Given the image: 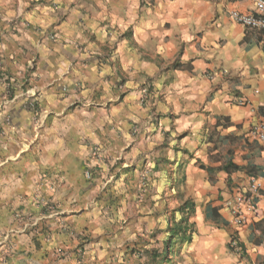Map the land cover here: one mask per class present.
Returning a JSON list of instances; mask_svg holds the SVG:
<instances>
[{
    "label": "clouds",
    "instance_id": "clouds-1",
    "mask_svg": "<svg viewBox=\"0 0 264 264\" xmlns=\"http://www.w3.org/2000/svg\"><path fill=\"white\" fill-rule=\"evenodd\" d=\"M45 3L47 6L39 5L30 14L24 12L26 5L19 0L15 10H11L12 0H4L0 6L3 21L13 18L17 21L8 27L7 36L0 30L4 41L0 43V57L5 58L0 63L12 73L11 85L4 83L7 75L0 80V93L3 94L0 103L11 104L7 100L8 89L16 90L13 99L17 100L15 106L18 109L24 106L22 131L29 138L27 143L18 145L25 155H19L17 150L0 153V170L10 173L9 179L16 182L13 184L15 187L19 181L25 180V173L31 168L47 172L55 193L53 204L61 213L69 208L80 209L77 231L81 239L87 241L100 236L102 240H109L110 243L105 245V256L115 249L116 255L112 260L116 264V256L125 241L131 243L139 239L141 249L159 248L160 245L155 240L149 243L144 231L130 235L129 230L116 220L115 212L112 216L114 223L97 219L99 214L93 207L94 202L97 198L104 201L109 196L126 194L128 188L136 187L131 180L121 187L125 176L130 175L125 172V165L139 167L146 157L147 171L143 175L150 178L148 183L153 189V192L145 190L147 196L158 195L161 189L177 183L163 172L153 171L152 161L160 152H171L170 148L158 151L157 146L174 142L171 135H165L175 126L167 113L173 105L179 104L183 116L184 105L193 109L200 105L202 96L199 92L194 97L183 94L197 89V86L211 88L216 79L222 82L226 68L239 70L241 67L250 68L255 63L264 65V56L256 60L255 50L248 54L243 50L246 45L237 44L245 25H248L250 33L264 27V18L257 20L252 17V11L264 17V0H237V3L227 5V12L221 11L224 0L219 4L216 0H176L175 3L170 0H155V3L152 0H45ZM214 10L220 12V26L201 44L196 31L207 32L212 26L209 21ZM173 11H178L185 19L182 24L173 20L172 28L166 30L163 24L172 19ZM65 17L66 20L63 19ZM13 30L17 35L13 36ZM166 36L168 40H165ZM219 37H224L227 43L210 47ZM192 41L199 45L198 52ZM21 45L29 49L23 57L18 55L22 51ZM182 46L183 55L180 51ZM37 53L39 67L33 74L28 71V62ZM9 56L17 58L9 63ZM190 58L211 59L209 67L212 71L203 75L197 71L192 74L193 79L186 78L173 84L176 70L172 61L186 62ZM182 66L189 67L187 63ZM216 72L220 73L219 77L214 75ZM121 96L123 100H120ZM19 97L23 99H17ZM140 104L144 107L141 108ZM7 113L5 108L0 117ZM201 122L202 118L191 126L190 136L183 147L190 145V150H195L200 142L198 125ZM37 126L38 134L33 131ZM151 132H155V136L149 135L145 139V133ZM37 135L38 138L33 140ZM53 139L54 153L46 148ZM38 157L42 158L41 163L36 162ZM155 177L160 178L159 183L155 182ZM257 183L264 186V182ZM20 190L30 191L26 185ZM40 190H47L43 180ZM63 193H71V199L62 202ZM34 200L36 197H31L25 205L35 206ZM162 207L163 204L158 203L153 208L160 215V219L153 223L166 229L168 222L165 214L160 213ZM89 208L92 210L88 211ZM224 215L229 218L234 213L226 211ZM217 227L224 236L231 232V228L226 229L223 223ZM7 239L8 236L4 235L0 242ZM56 239L53 237L49 251L55 247ZM200 239L202 241L204 237ZM64 247L63 243L56 247V254H62L60 249ZM69 247L75 249L70 253L71 259L60 264H93V253L98 255L100 250L99 245L88 247L87 254L77 261L79 247L75 244ZM19 248L20 243H13L11 249H5L11 260L0 256V264H15V253ZM185 257V264H192L187 260V252ZM97 264H107V260L97 261Z\"/></svg>",
    "mask_w": 264,
    "mask_h": 264
},
{
    "label": "crops",
    "instance_id": "crops-1",
    "mask_svg": "<svg viewBox=\"0 0 264 264\" xmlns=\"http://www.w3.org/2000/svg\"><path fill=\"white\" fill-rule=\"evenodd\" d=\"M18 0H12L13 9ZM26 6L24 12L32 13L36 11L39 5H46L45 0H19ZM175 3L176 0H170ZM4 0H0V6ZM155 3V0H152ZM220 3V0H216ZM237 0H224V6L221 11L227 12V5L235 4ZM73 7L75 5H72ZM2 11V8H0ZM252 11V15H256ZM37 15L42 13L37 12ZM172 19L164 22L163 27L170 30L173 26V20L178 24H182L185 17L181 16L178 11L171 13ZM66 20V17L63 18ZM220 12H213V16L209 21L211 27L205 32L198 29L196 36L200 43L203 44L206 39L216 33L219 27ZM17 23L15 18L11 21H3L0 17V30L4 35H8V27L14 26ZM55 27V25H53ZM17 33L13 30V36ZM95 39V34H93ZM169 37H165L168 40ZM3 38L0 37V43H3ZM221 42L227 43L224 37H219L213 41L210 47H216ZM25 43H28L25 41ZM188 43V42H185ZM196 51L200 50L199 45L192 41ZM238 45H246L244 52L251 54L256 51L255 59L260 60L264 56V33L253 29L251 33L245 27V31L240 34L237 41ZM22 51L18 53L23 57L29 52L27 47L20 46ZM12 49L9 45V53ZM181 54H185L183 46L180 49ZM17 57L9 56V63ZM5 58L0 57V61ZM39 54L32 56L28 62V71L35 74L39 65L37 60ZM99 59V58H97ZM187 63L189 67L185 68L182 64ZM243 64V61H240ZM211 59H195L190 58L186 62L172 61V65L176 70V75L173 77V84L182 82L184 79H193L194 73L199 71L202 75L211 72L209 67ZM167 71V69H165ZM226 75L223 81L220 79L213 80V87L200 88L190 92H186L185 96H196L197 92L202 96V102L194 109L184 105V113L181 116V105H173L167 115L172 118V124L175 125L165 133L166 136L171 135L173 143H161L157 146V150L171 149V152L161 151L160 155L152 161L153 171H161L166 176L172 179L181 178L185 182L188 192L186 201L189 197L194 199V208L192 217L197 223L198 235L193 237L190 246H188L187 257L192 264H264V244H259V241L264 240V186L259 187L257 193L252 194L248 190V185L252 179L258 182H264V177H253L259 175V169L253 175L248 174L247 167L256 164L264 170V144L256 138L254 132L256 128L264 123V65L260 63L253 64L250 68L241 67L237 70L236 67L225 69ZM4 75L8 76L4 80L5 84H12V73L4 68L3 63H0V80H3ZM219 77L220 73H214ZM28 83L27 80L24 82ZM167 83V81L165 82ZM207 85V81L204 82ZM141 88L144 85L140 86ZM188 87V85H185ZM26 90V89H25ZM15 89H8L7 100L11 104L0 103V112L5 108L8 109L6 116L0 117V153L5 150L12 152L17 150L19 155H25V151L18 149L21 142H28V136L23 134L24 118L22 111L24 106L18 109L15 105L17 100H14ZM151 91V88H149ZM0 96H3L0 93ZM17 99H23L19 97ZM124 97L121 96L120 100ZM195 104V100L192 101ZM166 106V105H165ZM143 108L144 104H140ZM155 111V109H152ZM161 115L160 113L157 114ZM192 117V119H189ZM200 131V142L195 150H190L191 146L183 147L182 145L188 141L192 125L198 120ZM163 122V121H160ZM37 134L39 128L33 129ZM149 135L155 136V132L145 133V139ZM37 137H34L35 140ZM15 141V143H13ZM181 145V146H178ZM49 151L55 152V141L51 140L46 144ZM128 151V149H124ZM37 163L42 162V158L38 157ZM95 163V162H93ZM148 158L138 167L133 164L125 165V172L130 175L129 169H147ZM234 164L241 167V170L227 173L221 170L223 166ZM172 169L170 173L169 170ZM207 169H212L210 173ZM171 174V175H170ZM10 173L0 170V237L7 235L8 239L0 242V256L5 260H11V257L5 254V249H11L13 243H20L19 250L15 253L17 260L15 264H60L61 261L70 260V253L75 251L69 247L71 244L77 245L80 249V255L76 256L77 261L87 254L88 247L99 245V254L93 253V264L97 261L107 260V264H113L112 256L116 255V250L112 249L110 255L105 256V245L109 244V240H102L100 236L90 240H82L77 231L79 222L80 209L72 210L63 213L53 204L52 197L55 194L52 190L51 181L47 179V172L41 173L36 168H31L25 173V180L16 182L9 179ZM130 175L125 176L121 185L124 187L129 184ZM116 179H119V173H116ZM150 179V178H149ZM148 179V181H149ZM158 179H160L158 177ZM44 181L46 191H41V181ZM155 182L159 183L156 179ZM27 186L30 191L24 192L20 189ZM172 186V185H171ZM34 190V191H32ZM145 190L153 192V189L148 183L144 189L128 188L126 194L119 196H109L106 200L101 201L99 198L94 202L93 207L98 212L97 219H107L109 223H114L112 216L115 212L116 220L122 223L128 230L129 234H138L141 231L152 232L154 226L151 222L153 216L152 209L149 206L140 207L137 212L136 200L143 199L147 201L149 198L153 201H158L163 204V198L168 200V188L161 189L158 195L147 196ZM164 193V197H163ZM31 197H36L32 204L25 205V201ZM62 202H67L71 199V193H63ZM184 199V201H185ZM227 203V207H226ZM15 208V209H13ZM209 208H216L220 216L229 223L227 228H231V232L227 236L222 235L217 227L218 224L206 219V212ZM92 209L89 208L88 211ZM163 207L160 209L162 213ZM234 213L229 218H226L225 212ZM55 212V214H53ZM140 213V214H139ZM148 216L147 219H143ZM241 215L243 223L241 226L236 225L235 218ZM125 216L129 218L124 219ZM122 218V219H121ZM194 224V222H193ZM195 225V224H194ZM87 231V225H85ZM233 234H237L244 248L240 254L231 252L229 244ZM103 235V233H102ZM204 239L201 241L200 237ZM53 237H56L55 247L49 251V246L53 243ZM21 240L23 242L21 243ZM63 243L64 248L60 249V253L56 254V247ZM137 241L127 242L120 248V254L116 256V264H132L137 258L139 250Z\"/></svg>",
    "mask_w": 264,
    "mask_h": 264
},
{
    "label": "rangeland",
    "instance_id": "rangeland-1",
    "mask_svg": "<svg viewBox=\"0 0 264 264\" xmlns=\"http://www.w3.org/2000/svg\"><path fill=\"white\" fill-rule=\"evenodd\" d=\"M130 172L132 171L130 175V180L132 183L136 185L137 190L138 189H144L148 186V176L143 175L147 171L146 168L138 169L134 168L129 169ZM169 172H172V169L169 170ZM171 175V174H170ZM154 180H158V177L153 178ZM176 184H172L168 187V200L165 201L163 198V210L162 213L165 214V219L168 222V227L166 229H161L158 224L153 223V221H158L160 219V215L157 214L156 216H153L151 219V222L154 226V230L152 232L146 233V239L149 243L151 241L155 240L158 245H160L159 248L149 249L147 247H144L141 249V246L139 247V250H137L138 255L134 263L132 264H141V261L144 262V264H185V252H187L188 246H190V243H187L185 241H181L179 239L170 238L171 230H173L175 222L181 223L184 219L189 220V224H192L194 222V238L198 235V227L197 223L192 220V217L195 215V213H191L189 210L184 211L181 210L183 207V204L186 202V196L188 192V188L185 184V182L182 181L181 178H175ZM155 195V194H154ZM164 197V193H163ZM171 197V199H169ZM185 199V201H184ZM149 200L144 201L143 199H137L135 204L137 207V212H139L140 207L145 208L146 206H149ZM194 199L192 197H189V205H192ZM158 201L151 200V206H149L152 209L153 214H155L156 211L153 210L154 207L158 206ZM194 205V204H193ZM170 213V214H169ZM140 214V213H139ZM124 219L129 218V216L124 215ZM148 221V216L144 218ZM125 220H122V223H124ZM183 224V223H182ZM183 226H185L183 224ZM166 233V234H165ZM139 243V239L137 240ZM140 245V243H139ZM173 246V247H172ZM171 248V249H170ZM188 260V257H187Z\"/></svg>",
    "mask_w": 264,
    "mask_h": 264
},
{
    "label": "trees",
    "instance_id": "trees-1",
    "mask_svg": "<svg viewBox=\"0 0 264 264\" xmlns=\"http://www.w3.org/2000/svg\"><path fill=\"white\" fill-rule=\"evenodd\" d=\"M259 169V175L257 174V176H253L254 178L255 177H264V170L262 168H260L259 166H257L256 164H253V165H249L247 167V172L248 174H251L253 175L255 172H257V170ZM208 172H212L213 170L212 169H207ZM221 170H224L226 171L227 173H231L233 171H238V170H241V167H238L234 164H228L226 166H223L221 168ZM193 208H194V205H189V202L186 201L184 204H183V207L181 208V210H184V211H190L192 213L193 211ZM206 219L207 220H210V221H213L214 223L216 224H220V223H223L225 226H228L229 223L226 222L221 216L220 214L218 213L217 209L216 208H209L206 212ZM185 226H183V224ZM194 227V224H189V220L186 218L184 219L181 223H178V222H175V225H174V228L173 230H171V236L170 238H175V239H179L181 241H185L187 243H191L192 240H193V237H194V231L192 230ZM191 229V230H190ZM233 242H237L238 245L243 249L244 246L243 244L241 243L240 239H239V236L237 234H233L232 235V238H231V241H230V244H229V249L231 250L232 249V243ZM259 244H264V240L262 241H259L258 242ZM173 247V246H172ZM171 249V248H170Z\"/></svg>",
    "mask_w": 264,
    "mask_h": 264
},
{
    "label": "built area",
    "instance_id": "built-area-1",
    "mask_svg": "<svg viewBox=\"0 0 264 264\" xmlns=\"http://www.w3.org/2000/svg\"><path fill=\"white\" fill-rule=\"evenodd\" d=\"M242 15V14H241ZM252 17L254 19H261V18H264L262 17L261 14L257 13L256 15H252ZM239 23H243V21H239ZM245 27L248 28V25H245ZM256 30V29H255ZM259 31L263 32L264 33V27H261L258 29ZM254 135L256 136V138H258L263 144H264V123L259 126L258 128H256L255 132H254ZM258 180L256 179H252L251 182L249 183L248 185V190L252 193V194H255L258 192L259 190V183H257ZM243 218L241 217V215H237L236 218H235V223L236 225L238 226H241L242 223H243ZM231 252L233 253H236V254H240L242 252V248L238 245L237 242H233L232 243V249H231Z\"/></svg>",
    "mask_w": 264,
    "mask_h": 264
}]
</instances>
